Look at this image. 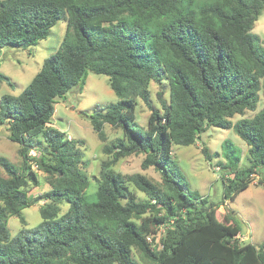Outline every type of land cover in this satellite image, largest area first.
I'll list each match as a JSON object with an SVG mask.
<instances>
[{
  "label": "trees",
  "instance_id": "obj_1",
  "mask_svg": "<svg viewBox=\"0 0 264 264\" xmlns=\"http://www.w3.org/2000/svg\"><path fill=\"white\" fill-rule=\"evenodd\" d=\"M263 11L264 0H0V54L8 45L35 46L67 20L60 49L19 95L0 101V127L8 126L22 157L20 164L0 157L6 171L0 174V264H140L135 250L157 264H264V243H241L239 220L230 214L219 220L223 202L189 189L173 152L210 127L234 128L249 146L250 166L241 169L236 146L223 142L228 160L220 165L234 174L222 176L223 201L248 188L255 171L264 173V108L232 120L257 110L264 92V45L253 32ZM89 71L107 75L119 98L86 114L112 156L103 162L95 201L88 200L92 179L79 141L50 124L58 99L83 88ZM152 82L162 88L163 111L152 103ZM139 99L152 110L147 128L137 122ZM105 124L123 135L106 142ZM139 153L144 169L161 170V185L114 170L121 158ZM204 153L211 160L207 147ZM38 170L51 188L41 196L48 201L42 221L26 228L22 210L39 200L28 194L30 184L41 183ZM64 201L70 206L61 214ZM13 215L23 224L14 236ZM162 226L160 243L149 242Z\"/></svg>",
  "mask_w": 264,
  "mask_h": 264
},
{
  "label": "rangeland",
  "instance_id": "obj_2",
  "mask_svg": "<svg viewBox=\"0 0 264 264\" xmlns=\"http://www.w3.org/2000/svg\"><path fill=\"white\" fill-rule=\"evenodd\" d=\"M67 30V20L61 19L51 29L46 39L39 41L31 48H18L5 46L0 54V74L11 78L14 85L3 77L0 78V101L5 94L19 95L32 81L36 73L41 69L45 58L55 53L63 44ZM253 32L256 33L264 45V11L254 24ZM107 75L97 74L89 71L86 84L83 88L73 87L64 98H59L55 105V113L51 118V126L65 132L70 139L78 140L77 146L82 149L83 168L90 174L92 182L87 195L89 201L96 200L98 179L101 177L103 162L110 160L111 155H107L103 147V142L98 133L93 129L90 115L95 111L106 108L110 103L118 101V96L111 88ZM151 99L155 108L163 111L162 104L158 97L161 86L155 82L151 83ZM164 97L169 98V86L164 85ZM264 108V92L260 93V101L257 110H247L245 114H236L232 120L237 122L242 118H250ZM152 110L142 100L139 99L137 107V122L147 128L148 120ZM108 143L123 135V131L105 124ZM225 140H231L237 148L235 153L241 158L240 167L246 169L250 166L249 146L236 133L234 128L224 129L220 127H210L202 132L200 138L192 145H174V159L179 164L186 176L189 189L199 191L203 196L214 202L223 204L217 210L219 220H224L226 214L236 217L242 227L239 238L241 243H252L260 246L264 243V173L257 170L250 175L251 184L248 188L239 192L234 199L223 201L225 186L222 176L234 177V174H227L222 169L220 162H226L228 157L222 144ZM207 147L211 160H208L204 148ZM20 145L9 138L8 126L0 127V157H6L15 164L22 162L19 153ZM47 151V150H46ZM41 151L32 150L33 156H41ZM227 153L234 156L229 149ZM145 154H132L121 158L113 168L117 172L125 175L142 173L150 178L154 183L161 185L163 175L158 167L151 166L147 169L142 167ZM34 168H37L34 165ZM41 183L38 186L30 184L28 194L32 198L39 200L22 210L26 218V228H33L42 221L40 208L48 202L44 196L51 188L48 175L38 170ZM0 174L6 175V171L0 166ZM263 182V183H262ZM131 189L138 198H146V194L131 184ZM69 202L61 204V214L69 209ZM8 227L11 234L16 235L23 224L17 215H13L8 220ZM165 233V227L158 229L156 235H152L154 244H159ZM136 259L140 264H157L148 258H142L141 254L134 251Z\"/></svg>",
  "mask_w": 264,
  "mask_h": 264
},
{
  "label": "built area",
  "instance_id": "obj_3",
  "mask_svg": "<svg viewBox=\"0 0 264 264\" xmlns=\"http://www.w3.org/2000/svg\"><path fill=\"white\" fill-rule=\"evenodd\" d=\"M148 240H149V242L153 243L152 235L148 236Z\"/></svg>",
  "mask_w": 264,
  "mask_h": 264
}]
</instances>
